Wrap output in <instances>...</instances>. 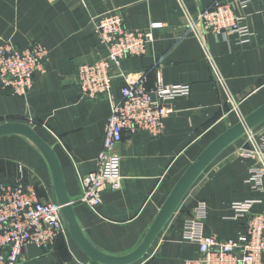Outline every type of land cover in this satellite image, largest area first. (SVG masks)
I'll use <instances>...</instances> for the list:
<instances>
[{
	"label": "crops",
	"instance_id": "crops-1",
	"mask_svg": "<svg viewBox=\"0 0 264 264\" xmlns=\"http://www.w3.org/2000/svg\"><path fill=\"white\" fill-rule=\"evenodd\" d=\"M217 1L0 0V40L18 49L38 42L49 51L46 71L34 75L26 97L13 96L0 84V125L27 124L53 147L76 220L89 243L106 255L123 257L136 251L190 164L264 105V0H249L244 10L238 0H228L251 32L244 40L236 33L190 31L191 21ZM113 11L120 13L127 29L153 36L147 54L124 58L119 74L145 75L148 90H154L161 77L166 85H188L190 94L167 104L171 113L162 135L124 136L117 149L122 188L104 191L93 211L78 202L81 179L97 168L111 105L104 99L83 100L75 75L80 64L107 56L92 19ZM152 24L163 27L154 30ZM210 59L223 82H218ZM123 76L114 79L115 101L121 98ZM235 103H240L238 111L229 112ZM252 131L261 139L264 123ZM245 137L223 151L194 183L153 243L148 264H184L200 257L199 246L184 240L183 227L201 203L206 205V237L236 239L244 232L233 219L234 203L254 201L252 211L264 212V190L247 182L254 160L243 155L249 146ZM19 181L32 184L43 202L58 203L51 167L37 146L21 135L1 137L0 185ZM89 263L67 228L53 249L28 246L18 264Z\"/></svg>",
	"mask_w": 264,
	"mask_h": 264
},
{
	"label": "built area",
	"instance_id": "built-area-1",
	"mask_svg": "<svg viewBox=\"0 0 264 264\" xmlns=\"http://www.w3.org/2000/svg\"><path fill=\"white\" fill-rule=\"evenodd\" d=\"M249 0H238L241 10ZM200 24L199 26H197ZM92 25L100 46L107 50L104 59L82 63L76 70V81L83 100L104 99L111 105L107 121L104 145L97 158V168L82 177V195L78 202L97 211L102 203V193L122 188L121 156L118 146L124 136L149 133L154 137L163 134L165 120L171 111L167 104L190 94L188 85H166L158 77L154 90H148L147 77L119 74L121 62L126 57H141L147 54L153 41L151 32L129 30L118 12H111L92 19ZM160 29L161 24H152ZM200 27V30L198 29ZM190 31L200 35L212 33L226 35L236 33L242 40L251 32L236 15L235 7L228 0H218L214 6L203 11L198 20H192ZM49 51L41 43L34 42L23 49L8 41L0 40V84L2 90L16 97H26L32 90L36 73H45ZM218 82H223L215 62L210 59ZM124 78L121 98H112L114 79ZM154 94L155 98H153ZM252 132V131H250ZM250 132L249 146H244L243 155L254 160L248 183L257 190H264V136L258 141ZM254 201L232 205L234 221L244 230L236 239H220L216 235L204 236L206 205L201 203L194 217L184 223V240L199 246L200 257L184 264H264V212L254 213ZM62 208L58 203L40 200L35 187L22 182L0 185V264H18L22 252L28 246L41 250L53 249L66 233ZM152 255H146L134 264H148ZM90 264V263H89ZM93 264V263H92Z\"/></svg>",
	"mask_w": 264,
	"mask_h": 264
},
{
	"label": "water",
	"instance_id": "water-1",
	"mask_svg": "<svg viewBox=\"0 0 264 264\" xmlns=\"http://www.w3.org/2000/svg\"><path fill=\"white\" fill-rule=\"evenodd\" d=\"M262 123H264V105L251 115L245 117L235 126L229 128L225 133L211 143L197 157V159L190 164L178 180L140 247L130 255L123 257L106 255L98 251L86 239L76 220L73 203L66 190L60 161L52 146L40 137L32 127L24 123L1 124L0 138L9 135L24 136L33 142L44 155L53 173L57 190L58 204L62 208L63 219L72 238L80 246L82 251L90 258V264H134L148 254L153 243L172 219L185 196L209 165L230 145L245 136L248 132L260 126Z\"/></svg>",
	"mask_w": 264,
	"mask_h": 264
},
{
	"label": "rangeland",
	"instance_id": "rangeland-1",
	"mask_svg": "<svg viewBox=\"0 0 264 264\" xmlns=\"http://www.w3.org/2000/svg\"><path fill=\"white\" fill-rule=\"evenodd\" d=\"M48 62V61H47ZM47 62H45L44 63V65H46L47 64ZM239 104L240 103H235V105L234 106H230V111L229 112H231V113H234V112H237L238 111V109H239ZM243 120V118L241 119V121ZM240 121V122H241ZM255 133H256V131L254 132V131H252V132H250V135H252V134H254L255 135ZM248 136H246L245 137V139H247L248 140V138H247ZM255 138H257V139H259V136H258V134H256L255 135ZM261 139H259V141H260Z\"/></svg>",
	"mask_w": 264,
	"mask_h": 264
}]
</instances>
